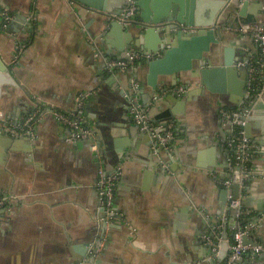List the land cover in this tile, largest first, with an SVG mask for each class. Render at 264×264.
Returning a JSON list of instances; mask_svg holds the SVG:
<instances>
[{"label":"crops","instance_id":"0c3cea01","mask_svg":"<svg viewBox=\"0 0 264 264\" xmlns=\"http://www.w3.org/2000/svg\"><path fill=\"white\" fill-rule=\"evenodd\" d=\"M254 1L264 19V0ZM2 12L14 16L6 27ZM127 27L133 37L140 29ZM108 31L109 16L76 0H0V59L14 79L0 76V113L13 122L38 114L33 136L0 133V193L18 196L0 208V264H79L97 240L103 248L90 264H223L228 247L215 256L213 248L224 231L248 230L250 241L264 245V173L240 189V214L227 207L217 182L227 176L221 106L234 103L243 79H227L225 93L194 79L184 96L172 88L154 94L143 61L124 72L106 68L120 57L113 42L123 41ZM223 34L234 60L247 56L250 38L228 26ZM220 48L206 54L214 65L223 62ZM188 78L182 73L177 85ZM78 101L92 136L70 142L57 113H72ZM134 104L155 123L173 125L168 149L154 148L139 131ZM256 107L264 116V97ZM252 138L264 144L259 121ZM117 170L112 208L121 216L102 226L97 181ZM261 254H246L243 264H264Z\"/></svg>","mask_w":264,"mask_h":264},{"label":"built area","instance_id":"2783aa9c","mask_svg":"<svg viewBox=\"0 0 264 264\" xmlns=\"http://www.w3.org/2000/svg\"><path fill=\"white\" fill-rule=\"evenodd\" d=\"M245 1L248 0H226L225 5L216 15L212 28L216 29V27H222L221 25L225 24V27L221 29L223 33L227 27L226 20L228 17V9L231 7L232 9L230 11H232L235 5L239 8ZM1 14L5 22L3 27H6L14 16L7 12H2ZM110 16L112 20H117L123 25L138 22L139 8L137 0H126L122 12ZM28 18L30 20L33 19L34 14L31 13ZM204 27L207 26L188 25L184 23H176L175 25V29L188 34L197 33ZM234 31L242 36L250 38L253 46L250 49L243 46V50L247 56L235 64L236 67H243L247 71L241 103L235 108L221 110V122L227 134L226 138L222 141L227 154V176L224 180L217 182L227 191V207L236 210V213L240 214L244 213L240 189H244L246 182L253 175L258 172L264 173V144L253 143V138L246 136L244 127L254 107L259 102H263L264 97V19H258L253 23L243 24L239 30ZM22 49V45L16 47V57L20 55ZM161 54V50L156 52L142 49L132 50L125 58L106 61L105 66L108 69H117L124 72L131 68L130 66L136 62L154 60L160 57ZM131 83L135 88H139V84L136 80L133 79ZM187 91L188 88L184 85L172 87V92L179 96H184ZM79 102L80 101H78L77 106L80 107ZM130 113L139 131L151 135L154 148H161V146H163L164 149L169 148L168 144L174 138L172 124H167L166 130L161 133L160 130L165 128L164 124L155 123L147 111L140 107L139 104H134L130 109ZM57 114L58 118L68 124L70 128L68 141L76 142L79 139L91 138L92 133L89 129L84 127L80 117L69 118L68 114H64L63 112ZM37 117L38 114L33 113L19 122H13L0 113V133H5L13 137L21 135L33 136V124ZM119 175L120 171L117 170L109 175H101L97 181V191L100 203L104 207L105 222L121 216V214L116 213L112 208L114 188ZM234 183L239 184V192L236 197L231 194V186ZM16 200H18V196L12 193H0V208ZM247 233L248 230H239L235 232L234 239L229 243V252L223 264H243V258L246 254L257 256L264 252L263 244L243 243L242 237L246 236ZM102 248V240H97L95 243L91 244L88 249V255H86L79 264H90L92 259L102 251ZM218 248L219 240L213 248L214 256L218 252Z\"/></svg>","mask_w":264,"mask_h":264},{"label":"water","instance_id":"95a60500","mask_svg":"<svg viewBox=\"0 0 264 264\" xmlns=\"http://www.w3.org/2000/svg\"><path fill=\"white\" fill-rule=\"evenodd\" d=\"M76 1L109 16V35L113 34L117 40L120 39V35L123 37V41L120 40L112 44V47L118 49L119 59L127 56L124 51L125 45L134 48L133 50L142 49L150 52L161 50L160 57L142 62L146 66L147 83L151 86L154 94L160 93L161 89L164 92L176 86L181 79V74L184 72L189 73V78L184 81V86L187 88L195 79L200 88L215 93H225L227 92V79H231L236 75L243 79V86L245 84L247 71L243 67H235V64L243 60L244 57L237 56L234 60L233 57L237 54L236 49L223 43L225 36L221 29L225 27V24H222V27H216V29L212 28L215 17L225 5L226 0H137L139 21L134 24L139 25L140 29L135 37L131 35L127 25L112 20L110 16L121 13L126 0ZM261 5V3L254 0H248L239 8L235 5L232 11H230L232 9L230 7L227 13L226 25L232 30H239L241 25L257 21L262 11ZM176 23L207 27L197 33L188 34L175 29ZM108 42L110 43V41ZM215 45L220 46V52L223 53V62L219 65H214L209 56L206 55L211 49L216 51L214 49ZM0 76L6 78L3 81L14 82L8 67L1 59ZM165 78H169L172 84L168 85L167 82L163 84L162 80ZM160 84L164 86L161 88ZM237 90L233 91L237 95L234 103L222 105L221 109L235 108L240 105L244 87L241 91ZM256 109L255 106L244 126L247 137H252V126L255 121L260 122L261 133H264V116H259ZM71 112L68 114L69 118L81 117L82 115L79 106H76ZM58 113H61V111ZM64 114L66 113L64 112ZM169 123L168 120L164 123L165 128L160 130L161 133L166 130V125ZM160 149H164V147L161 146ZM224 192L225 201H227V191L224 189ZM238 192L239 184H232L231 194L236 197ZM106 224L105 221L101 223L102 226ZM234 234V232L227 234V231H224L222 240H225L226 243L221 240L220 250H224L225 247L229 246V243L234 239ZM242 241L244 244H257L250 241L247 236H243Z\"/></svg>","mask_w":264,"mask_h":264}]
</instances>
